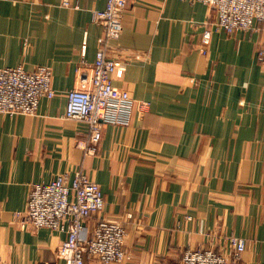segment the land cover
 <instances>
[{
  "label": "crops",
  "instance_id": "crops-1",
  "mask_svg": "<svg viewBox=\"0 0 264 264\" xmlns=\"http://www.w3.org/2000/svg\"><path fill=\"white\" fill-rule=\"evenodd\" d=\"M63 1L0 0V67L47 66L56 93L35 115L0 114V264H65L57 251L66 233L23 229L14 214L33 184L77 172L100 185L99 216L126 230L122 264H181L197 248L264 264V22L231 35L210 27L202 55L201 3L127 0L121 34L108 40L92 22L106 0ZM99 48L135 105L128 125L103 127L90 155L87 125L64 113ZM230 236L245 242L237 262Z\"/></svg>",
  "mask_w": 264,
  "mask_h": 264
},
{
  "label": "built area",
  "instance_id": "built-area-1",
  "mask_svg": "<svg viewBox=\"0 0 264 264\" xmlns=\"http://www.w3.org/2000/svg\"><path fill=\"white\" fill-rule=\"evenodd\" d=\"M165 1V0H161ZM205 5L211 20L201 36L199 51L206 55L211 37L210 27L231 35L255 28L264 22V0H187ZM68 6V0L63 1ZM127 0H106L102 10L93 11L92 22L100 26L108 40H116L122 31V16ZM256 59L264 72V43L256 50ZM115 58L106 48L96 51L88 69L79 71L75 89L66 93L64 116L84 122L89 130L86 154L97 151L105 125L129 124L135 101L126 90L115 87L112 74ZM52 73L47 66L27 71L21 66L0 67V114L35 115L41 99H51L56 93L52 88ZM145 103H139L141 110ZM104 198L98 183L80 172L69 181L60 175L49 183H37L30 187L26 207L14 214L23 229L32 231L46 228L66 233L57 256L65 264H84L89 256L101 264H122L128 260L124 251L126 230L117 222L101 218ZM96 217L91 232L86 221ZM228 244L233 249V260L238 261L245 249L243 239L231 236ZM181 264H232L221 254L210 250H185Z\"/></svg>",
  "mask_w": 264,
  "mask_h": 264
},
{
  "label": "rangeland",
  "instance_id": "rangeland-1",
  "mask_svg": "<svg viewBox=\"0 0 264 264\" xmlns=\"http://www.w3.org/2000/svg\"><path fill=\"white\" fill-rule=\"evenodd\" d=\"M210 20H211V17L209 16L208 21H210ZM206 22H207V21H206ZM230 237H231V236H230ZM228 238H229V237H228ZM227 241H228V239H227ZM197 249H199V248H197ZM190 250H195V249H190ZM203 250H206V249H203ZM210 251H213V250H210ZM213 252L219 255V253H217V252H215V251H213Z\"/></svg>",
  "mask_w": 264,
  "mask_h": 264
}]
</instances>
